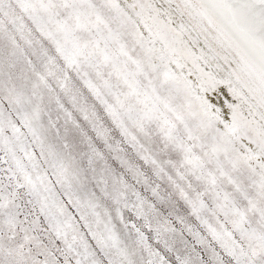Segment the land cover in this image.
Here are the masks:
<instances>
[{
  "label": "snow or ice",
  "instance_id": "1",
  "mask_svg": "<svg viewBox=\"0 0 264 264\" xmlns=\"http://www.w3.org/2000/svg\"><path fill=\"white\" fill-rule=\"evenodd\" d=\"M0 264H264V0H0Z\"/></svg>",
  "mask_w": 264,
  "mask_h": 264
}]
</instances>
